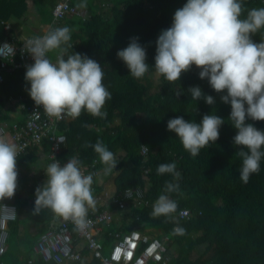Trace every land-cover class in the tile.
Instances as JSON below:
<instances>
[{"label":"trees","instance_id":"1","mask_svg":"<svg viewBox=\"0 0 264 264\" xmlns=\"http://www.w3.org/2000/svg\"><path fill=\"white\" fill-rule=\"evenodd\" d=\"M27 1L0 0V35L10 36L12 32L5 29L6 23L25 14ZM34 1L42 13V20L51 21V10L56 0ZM71 2H79L85 14L65 16L55 28L68 26L71 29L69 43L72 44L69 51L87 54L101 64L105 74L103 83L111 92V99L102 109L107 113L106 117L100 118L82 111L78 118L59 125L58 132L66 136L59 159L65 161L71 156H78L83 166L91 165L96 160L95 169L99 170L103 164L98 154L86 145L103 141L118 159L116 169L119 172L114 178L116 191L140 186L150 200L149 206L135 209L134 216L138 219L124 224L120 231H130L133 227L141 231L153 228L159 234L169 236L175 248L169 264H264V158L259 173L252 174L249 181L243 183L239 176L242 159L237 156L239 149L233 143L237 130L228 119L231 107L220 100L224 93L215 92L206 78L200 79L199 69L195 66L182 73L179 81L171 84L158 75V84L152 91L149 75L156 72V38L161 30L171 25L175 10L182 7L186 0ZM244 5L246 10L264 7V0H244ZM243 15H246V11ZM31 35L35 34L20 38ZM131 37H138L139 43L146 49L149 71L142 79L132 77L116 55L118 50L128 45ZM252 39L257 43L264 39V29L253 35ZM53 56L52 59L56 57L55 52ZM25 71L17 69L5 76L1 85L6 93L13 94L11 89H22L23 84L29 85L24 79ZM192 86H200L205 94L214 97L215 103L208 105L203 99L192 100L187 91ZM177 88L183 89L179 97L174 94ZM1 107L0 99V122L7 119ZM210 113L224 118L219 138L193 157L183 148L175 133L167 129V121L182 116L185 120L199 123L204 114ZM115 119L118 123H114ZM247 122L264 130V121ZM141 146H146V154H141ZM48 147L49 142H45L42 150L29 149V155L19 156L18 167L23 156H38L39 153L48 152ZM173 161L181 176L178 191L169 195L177 202L176 211L180 208L191 210L192 216L187 220H179L174 213L169 217L151 215L152 206L163 192L165 182H177L171 174L158 175L157 167ZM23 182V178L18 181L16 199L21 195ZM29 193L34 195L35 190ZM16 203L18 205L17 200ZM33 208L34 202H31V218L41 225L38 232L42 233L48 229L47 223L56 213L44 208L39 214H34ZM123 217L131 218L130 212ZM18 219L9 223L10 236L17 234ZM174 226L183 227L185 234L175 235ZM108 241L105 234L104 243ZM30 244L26 259L33 251L34 242ZM202 244L203 250L194 256L197 246ZM82 255H89L86 248L82 250ZM1 259L2 264H21L18 257L8 251V247ZM87 264L101 263L91 258Z\"/></svg>","mask_w":264,"mask_h":264},{"label":"clouds","instance_id":"2","mask_svg":"<svg viewBox=\"0 0 264 264\" xmlns=\"http://www.w3.org/2000/svg\"><path fill=\"white\" fill-rule=\"evenodd\" d=\"M262 29L264 7L246 10L244 0H186L175 10L171 25L161 30L155 41L154 68L165 81L175 83L182 73L195 66L200 79L206 78L215 92L224 93L220 100L231 107L228 119L237 130L233 143L238 146L236 154L242 159L239 176L243 183L252 174L259 173L264 158V130L247 122L264 121V39L258 43L252 39ZM70 40L68 26L24 38L23 49L33 60L26 65L24 74L30 85L28 94L36 105L57 119L65 114L75 119L82 111L104 118L107 113L102 109L111 99V92L103 83V67L87 54L69 51ZM51 52L56 53L55 60L49 58ZM14 55V45L8 42L0 45V57ZM116 55L136 79H142L149 71L146 49L138 37H131ZM182 91L181 88L174 90L175 96L179 97ZM187 91L194 101L203 99L208 105L215 103L214 97L205 94L200 86L189 87ZM224 122V118L210 113L204 114L199 123L176 116L167 121L166 127L195 157L218 140ZM86 147H92L98 154L106 166L105 175L116 169L118 159L103 141ZM21 151L19 145L0 135V200L16 193L17 160ZM44 172L46 180L35 189L33 213L49 208L65 220L85 227L88 211L96 204L93 174H86L78 156L69 157L63 164L53 156ZM157 174H171L177 181H166L152 206L153 217H169L177 209V202L169 194L178 191L181 173L173 161L159 164ZM125 195L131 198L132 190L126 189ZM173 233L184 235L185 229L176 226Z\"/></svg>","mask_w":264,"mask_h":264},{"label":"built area","instance_id":"3","mask_svg":"<svg viewBox=\"0 0 264 264\" xmlns=\"http://www.w3.org/2000/svg\"><path fill=\"white\" fill-rule=\"evenodd\" d=\"M85 14L82 5L72 4L71 0H58L52 7V22L47 29L39 34L27 36H39L45 34L50 28H55L59 20L65 16ZM24 38L17 36L0 35V45L4 42L14 45L15 55L13 57H0V83L4 80V74L17 69H26V65L33 63L32 57L23 49ZM55 60V58L53 59ZM24 110L23 121L12 123H0V135L8 141L16 143L22 148L20 155L25 154L31 148L42 150L43 144L49 142V154L51 161L53 156L61 162L59 155L66 142V136L58 132L59 125L72 119L68 115L62 118L49 116L41 106L32 100L21 106ZM146 146H141V154H146ZM19 158V157H18ZM84 165L87 173H92L93 177L98 175L99 170L95 169V163ZM18 181L22 178V172L18 167ZM131 189V198L125 195V190ZM139 191L140 195H137ZM105 197L110 200L114 208L121 213L127 209H139L149 206L150 200L147 198L143 187H127L116 191L113 194L101 192L94 196L95 200ZM179 220H187L192 216L188 208H180L174 212ZM18 218V205L16 203V193L11 198L0 200V256L6 252L8 247L9 223ZM59 220L51 222L49 228L42 232L35 245L34 252L37 257L44 261H53L54 264H77L82 259L80 250L87 247L92 256L100 260L101 264H167L168 258L165 256L170 243L167 236H150L147 233L133 229L127 233H112L114 243L107 254L103 253V244L99 233L103 228H109L114 222L113 210L101 209L92 212L91 208L86 217V226L81 228L72 220H65L59 216ZM176 226H174L175 228ZM27 264H34L33 259H28Z\"/></svg>","mask_w":264,"mask_h":264},{"label":"crops","instance_id":"4","mask_svg":"<svg viewBox=\"0 0 264 264\" xmlns=\"http://www.w3.org/2000/svg\"><path fill=\"white\" fill-rule=\"evenodd\" d=\"M56 1H58V0H56ZM56 1H55V3H56ZM79 1H80V3L82 2V0H79ZM27 2H28V9L25 12V14L21 18H11L9 20V22L6 23L5 29L10 30L12 32L10 34V36H17L20 38V36L23 37V36L28 35L30 33H32V34L42 33L47 29L48 25L52 22V20L51 21H43L42 20V13L38 9L37 3H35L34 0H28ZM78 3H76V4H78ZM51 13H52V10H51ZM4 36H7V35H4ZM12 72L5 73L4 78L7 74H11ZM1 83H0V99L2 101L1 110L7 115V119H6V121H2L0 123H9L10 124V123L16 122V121L17 122L23 121L24 110L21 108V106L32 101L31 97L28 94V88L30 87V85L23 84L22 89H21V87H20V89H19V87L15 88V89H11V91H13L14 93L10 94V93H6L4 91ZM29 154H30V152L27 151L23 155H29ZM48 154H49V147H48V152L39 153L38 156H31V158L30 157L27 158L26 156H23V160H22L21 164H19V169L22 172V178H23L24 182H23V186L21 189V195H20L19 199H16L18 201V218H21L23 216H29L30 217L29 225H31V224L34 225L35 232L31 233V234H33V235L35 234L37 236L35 238V242H34L33 247H32V249H33V251L31 252L32 254L27 259H33L38 264H48V262L44 261L40 257H37V255L34 252V245H35L39 235L41 234L38 232L41 225L37 224L31 218V215H30L31 214V202L35 201V194L31 195V193H29V191L35 190L38 186L42 185L43 182L46 180V175H45L44 170H46L47 165L52 162L50 157L48 156ZM105 167L106 166L103 165V167H101L99 169L98 175L96 177H93V184H94V189H95V192H93L94 196L96 194H100L101 192H106V191L109 192L110 194H113L114 192H116V187L114 184V178L119 171L117 169H115L111 174L105 175L104 174V168ZM132 187H136V186H132ZM29 199L31 202L29 201ZM19 206H21L20 209H19ZM107 208L113 210L114 222L110 225V227L108 229L103 228V231L101 233H99L100 240L103 244V253H104L105 248L108 245H109V250H110L111 246L114 243V239H115L114 236H109L107 234L108 231H111L112 233L120 232V234L127 233L129 231L121 232L120 228L124 224L128 225L127 223H132L133 219L134 220L138 219L137 216H134L135 210L127 209L126 211L121 213L119 210L114 208V206L110 202V200L105 198V197H102L100 200H97L95 207L91 208V210H92V212H98L101 209H107ZM126 212H130L131 218L124 219L123 215ZM58 217H59L58 215L56 217V214H55V216L53 215L52 218L48 221L47 227L49 228L51 222L59 220ZM133 229L139 230L140 232L147 233L152 237L153 236H158V237L163 236V235L159 234L158 232L154 231L153 228H148V229H145L143 231H141L138 227H133L131 230H133ZM23 230L24 229L22 228V226H20L18 224L17 235L20 237H23V233H22ZM105 234L107 235L108 240H109L107 243H104ZM85 248L88 250L89 255L84 257L82 255V250L84 248L81 249L80 253L82 255V259L77 264H87L91 258H94L92 256L91 252L89 251V249L87 247H85ZM27 250L28 249H26L24 246H21L20 249L15 251V252L9 251V249H8V251L10 253H14L16 255V257H18L21 264H27V259H26V251ZM109 250H108V252H109ZM107 253H104V254H107ZM165 256L168 258L167 264H169L173 255L169 256V253L167 251ZM2 260L3 259H1V261H0L1 264L3 262ZM150 264H154V263H150Z\"/></svg>","mask_w":264,"mask_h":264},{"label":"rangeland","instance_id":"5","mask_svg":"<svg viewBox=\"0 0 264 264\" xmlns=\"http://www.w3.org/2000/svg\"><path fill=\"white\" fill-rule=\"evenodd\" d=\"M49 57L52 59L54 56V52L49 53ZM150 76L151 82H152V91L155 90L157 84H158V74L156 72L152 73ZM114 123H118V121L115 119ZM117 217V216H116ZM19 225L22 226L24 229L22 231L23 237L16 235H9L10 238L8 240V249L9 251L15 252L20 249L21 246H24L26 249H29L32 242H35V238L37 235H33L31 233L35 232L34 225H29L30 223V217L29 216H23L18 219ZM168 238V243H170L169 248H168V253L169 256L174 254V246L171 240ZM176 247V245H175ZM204 248V244L197 246L196 252L194 253V256H196L199 252H201ZM109 250V245L105 248L104 253H107Z\"/></svg>","mask_w":264,"mask_h":264},{"label":"water","instance_id":"6","mask_svg":"<svg viewBox=\"0 0 264 264\" xmlns=\"http://www.w3.org/2000/svg\"><path fill=\"white\" fill-rule=\"evenodd\" d=\"M48 264H54V262L53 261H48Z\"/></svg>","mask_w":264,"mask_h":264}]
</instances>
